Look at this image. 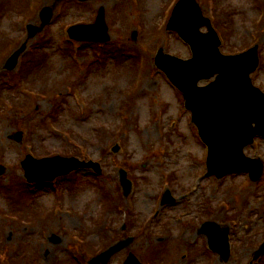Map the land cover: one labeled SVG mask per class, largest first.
Masks as SVG:
<instances>
[{
  "label": "rangeland",
  "instance_id": "374dc122",
  "mask_svg": "<svg viewBox=\"0 0 264 264\" xmlns=\"http://www.w3.org/2000/svg\"><path fill=\"white\" fill-rule=\"evenodd\" d=\"M174 1L0 0V68L26 40L27 25L40 24L39 11L59 4L18 68L0 71V164L7 169L0 177V253L6 258L0 264H90L128 237L134 242L110 264H124L130 253L143 264H259L253 254L264 242V175L256 182L206 176L208 149L184 96L155 65L160 48L192 57L190 46L167 31ZM198 2L216 19L224 54L259 46L252 78L264 91V0ZM101 7L111 41L72 40L66 29L95 22ZM13 75L24 86L12 90L7 79ZM117 144L118 154L112 152ZM28 154L93 160L103 173L84 169L30 186L22 166ZM246 154L264 160V139ZM121 168L134 183L128 197ZM167 189L177 202L162 206ZM208 220L231 230L228 262L200 234Z\"/></svg>",
  "mask_w": 264,
  "mask_h": 264
},
{
  "label": "water",
  "instance_id": "95a60500",
  "mask_svg": "<svg viewBox=\"0 0 264 264\" xmlns=\"http://www.w3.org/2000/svg\"><path fill=\"white\" fill-rule=\"evenodd\" d=\"M53 13L52 7L45 8L42 13L43 25L34 28L31 37L51 21ZM205 25L208 26L209 33H201L200 29ZM169 29L178 31L191 45L194 58L185 61L165 55L161 50L156 62L184 92L187 108L193 111L194 122L210 148L208 175L215 174L222 178L232 173L249 172L252 180H259L264 172L263 162L251 159L244 153V148L253 143L256 136H264V93L253 85L250 77L259 65L258 47L240 55H223L219 49L220 38L210 20L203 16L197 0L179 2ZM70 32L78 40L109 41L105 8L100 10L95 24L75 26ZM26 47L25 44L10 58L8 69L16 67ZM215 76L216 80L208 86H199L201 80ZM17 136L21 141L22 134ZM114 150L118 151L119 147ZM23 166L31 181L54 180L60 175L86 166H94L101 172L97 164H86L74 158L63 157L36 160L29 156ZM4 172L5 169L0 166V175ZM121 182L125 194L129 195L132 182L124 170L121 171ZM173 202L175 199L167 192L163 203ZM202 232L208 234L211 247L221 254L222 260L228 261L231 255L229 230L223 231L215 223L208 222L204 224ZM132 241L133 238H129L118 243L95 258L91 264H108L113 255L128 247ZM262 254L264 245L255 253V258ZM125 264L142 263L134 254H130Z\"/></svg>",
  "mask_w": 264,
  "mask_h": 264
}]
</instances>
